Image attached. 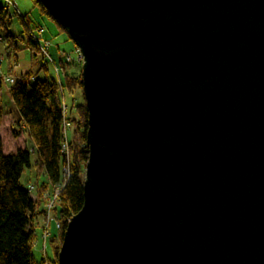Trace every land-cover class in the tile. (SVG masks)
<instances>
[{
  "label": "water",
  "instance_id": "obj_1",
  "mask_svg": "<svg viewBox=\"0 0 264 264\" xmlns=\"http://www.w3.org/2000/svg\"><path fill=\"white\" fill-rule=\"evenodd\" d=\"M39 1L88 112L58 264H264V0Z\"/></svg>",
  "mask_w": 264,
  "mask_h": 264
},
{
  "label": "trees",
  "instance_id": "obj_2",
  "mask_svg": "<svg viewBox=\"0 0 264 264\" xmlns=\"http://www.w3.org/2000/svg\"><path fill=\"white\" fill-rule=\"evenodd\" d=\"M32 1L34 3L33 11L37 10L40 18H49L55 23L59 32L67 34L41 1ZM10 16L8 6L6 4L0 5V29L6 27ZM27 16L18 15L27 29L30 30L32 28H30ZM37 29L43 28L38 27ZM6 39L8 43H11L17 37L9 33ZM24 43L28 46L25 49L33 47L38 50L31 37ZM60 64V66L65 65L62 60ZM23 76L15 85L8 88V94L19 113L18 127L24 126L26 129L34 144L33 152L37 154L38 164L44 171L47 180L40 185L38 196L34 199L28 186L24 187L21 184L24 171L32 167L31 152L28 149H20L15 154L6 155L0 136V264L35 263L33 226L38 206L43 204L41 193L49 185L56 186L65 180L60 195V203L53 213L55 218L61 221V227L55 234L51 233L49 238L54 253L53 258L48 259L49 264H58L57 257L67 223L84 205L83 185L89 149L86 143L88 112L83 94L82 71L78 77L64 74L62 79L64 92L68 90L71 95L81 92L83 98V102L75 107L77 117H74L72 112L69 113L65 102L67 120L71 123V127L76 126L73 140L69 139V163L66 156L61 152L64 140L63 106L65 100L62 99L57 80L48 77L38 79L30 72ZM32 78L34 81H31ZM2 89L3 82L0 77V127L4 117L1 101ZM12 132L14 138H19V131L13 128ZM41 212L45 214L44 209ZM39 264L45 263L41 259Z\"/></svg>",
  "mask_w": 264,
  "mask_h": 264
},
{
  "label": "rangeland",
  "instance_id": "obj_3",
  "mask_svg": "<svg viewBox=\"0 0 264 264\" xmlns=\"http://www.w3.org/2000/svg\"><path fill=\"white\" fill-rule=\"evenodd\" d=\"M2 0H0V3ZM16 9L14 7L11 8L10 12L14 17L9 19L6 27H2L0 29V35L3 36L4 41L0 42V57L3 58L1 61V70L3 73L8 74L12 72L14 77L21 78L23 75L30 72L34 77L38 79H43L48 77L50 79L57 80V75L55 72V67L52 63L47 62L46 58L41 54V52L35 48H26L27 44L25 41L29 40L30 31L27 29L25 24L20 20L17 15L22 14L23 16H27L28 23L30 24V28L37 29L38 27H42L45 31V37L51 42L52 47L50 49V56L58 63L60 66V58L64 56V54H72L74 56V51L78 50L75 44L69 40L67 34L59 32L55 23L49 18H40L38 15V11L34 10V3L32 0H13ZM32 11V13H31ZM12 33L16 36H22L23 40L21 42H16V45L11 48H6L7 35ZM23 43V44H22ZM18 45V47H17ZM82 65L79 64V73L82 71ZM64 92V91H63ZM64 99L66 102V106L69 109V113L72 112L74 117H77L76 106L83 102L82 93L78 92L76 95H71L68 90H65L63 93ZM2 107L4 109V117L3 122L0 127V136L4 145V152H16L17 148H27L32 155V167L26 169L24 174L22 175L21 184L24 187L29 186L30 184H36L38 187L46 181L45 175L38 174L37 169L35 167L36 156L37 154L33 152L32 147L29 145V136L27 131L18 127L17 120L19 117V113L15 106L13 105L11 98L8 94V88L6 85H3L2 89ZM15 128L19 131V138L13 137L12 129ZM76 130V126L73 125L68 130V137L72 141L74 137V133ZM29 181H31L29 183ZM37 190L32 192V197H37ZM40 206H38L39 208ZM44 209V207H43ZM42 209L36 214V220H34V239L37 241V245L33 246L34 253V261L36 264L40 263V260L43 257V254L47 256V258L52 259L54 256L53 249L50 243V239L46 244V249L42 252V234L43 227L45 221V214L41 212ZM51 233L55 234L57 232L55 225L51 226ZM33 262V264H35Z\"/></svg>",
  "mask_w": 264,
  "mask_h": 264
},
{
  "label": "built area",
  "instance_id": "obj_4",
  "mask_svg": "<svg viewBox=\"0 0 264 264\" xmlns=\"http://www.w3.org/2000/svg\"><path fill=\"white\" fill-rule=\"evenodd\" d=\"M5 4L8 6L9 10H11L12 7L16 9V6L12 0H4ZM11 16L10 18L12 19V13L10 12ZM21 15L17 12L18 16ZM30 37L35 43L36 47L38 50L41 52V54L46 58L47 62L52 63L55 67V72L57 75V83L60 88V92L62 95L63 101L64 95H63V85H62V79L64 77V71L61 66L58 65V63L50 56V49L52 47L51 42L45 37V31L44 29H37V30H32L30 29ZM4 38L3 36L0 35V42H3ZM3 60L2 57H0V63ZM63 63L65 65L69 64H81L83 62V58L80 54V52L77 50L74 54H64L63 56ZM0 77L2 79L3 85H6L7 88L15 85L20 78L14 77V74L12 72H9L8 74H5L0 70ZM31 81H34V78L31 79ZM63 114H64V120H63V129H64V140L61 146V152L64 154L67 158V161L69 163V157H70V142H69V137H68V130L71 128V123L67 120V108L65 106V101H64V106H63ZM65 180L63 183L56 185V186H50L44 189L41 193V199L44 204V211H45V221H44V227H43V234H42V252L45 251L46 249V244L49 241V238L51 236V226L52 224L55 225L56 230H59L61 227V221L55 218L54 216V210L60 203V195L61 191L64 188L65 185ZM29 191L32 193L34 190L39 189V187L36 184H30L28 186ZM37 245V241L34 240L33 246ZM49 258H47L46 255L43 254L42 260L44 261L45 264H49L48 261Z\"/></svg>",
  "mask_w": 264,
  "mask_h": 264
},
{
  "label": "crops",
  "instance_id": "obj_5",
  "mask_svg": "<svg viewBox=\"0 0 264 264\" xmlns=\"http://www.w3.org/2000/svg\"><path fill=\"white\" fill-rule=\"evenodd\" d=\"M13 1V0H12ZM0 5H5V1L4 0H2V2L0 3ZM11 19V18H10ZM12 34V33H11ZM14 36H16V35H14ZM17 37V39L14 41V42H11V43H8V41L6 42V48H8V47H10L11 46V48L13 47V46H15L16 45V42H21V40H23V37L22 36H16ZM23 44V43H22ZM17 47H18V45H17ZM77 50H75L74 51V53L76 52ZM61 60H63V56L60 58V60H59V62H61ZM62 68H63V71H64V74H66V75H70V76H73V77H78L79 76V64H69V65H63L62 64V66H61ZM19 121V117H18V120H17V122ZM22 129V132H23V130H25L26 131V129L24 128V126H22L21 127ZM29 138V137H28ZM20 139V138H19ZM29 145L32 147V150H33V148H34V144H33V142L30 140V138H29ZM3 147H4V145H3ZM26 150L27 148H21V147H19V148H17V151L18 150ZM16 151V152H17ZM16 152H8V153H5L6 155H9V154H15ZM39 163V160H38V157L36 156V162H35V167H36V171H37V173L38 174H42V175H44V171L42 170V168L40 167V165L38 164ZM46 180H47V178H45ZM21 180H22V178H21ZM31 181H29V183H30ZM37 196H38V192H37ZM34 199H36V197H34ZM41 209H43V204H40V207L37 209V212H36V214L41 210ZM34 220H36V218L34 217Z\"/></svg>",
  "mask_w": 264,
  "mask_h": 264
}]
</instances>
